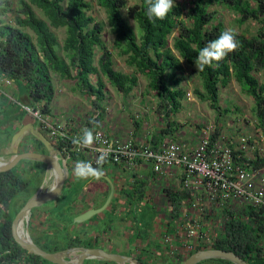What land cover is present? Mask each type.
Masks as SVG:
<instances>
[{"label":"trees","instance_id":"1","mask_svg":"<svg viewBox=\"0 0 264 264\" xmlns=\"http://www.w3.org/2000/svg\"><path fill=\"white\" fill-rule=\"evenodd\" d=\"M96 2L107 14V24L115 35L114 47L132 71L115 67L114 51L103 38L105 24L90 13V0H19L16 6L11 0H0V75L18 83V96L22 101L32 104L43 101L44 111L52 112L56 95L54 75L72 79L75 88L87 95L94 107L102 109L99 116L88 120L90 127L97 128L102 126L104 108L101 103L107 94V83L127 96L138 85L139 74H143L148 79V91L159 97L158 110L165 121V126L153 135L152 141L157 144L177 129L172 118L181 109L186 94L180 86L185 77L183 62L189 66L199 65V51L221 33L229 31L237 47L218 61L213 60L203 68L198 66L202 89L196 87L195 93L209 101L218 115H222L220 89L228 86L234 78L254 99L257 125L264 136V0H189L187 5L178 0L163 19L147 17L145 9L150 0L132 5L128 0ZM214 4L237 13L240 24L248 19L258 22L257 33L247 35L227 29L217 19L218 11L212 9ZM9 12L12 18L5 20L3 17ZM130 19L136 22L137 29ZM56 29H64L62 42ZM174 32L178 33L171 45L170 37ZM260 72H263L262 77ZM3 97L0 92V155H4L12 135L23 123L34 122L33 119L24 120L21 108L12 102L7 103ZM137 123L140 126L139 121ZM215 127L212 142L222 135L221 125ZM25 150L46 152V147L29 133L20 143V151ZM234 155L236 160H248L243 150L234 151ZM250 161L255 166H264V156L259 152ZM46 173L45 162L30 159H23L15 167L0 171V264H57L29 252L16 241L12 228L16 214L43 184ZM88 179L90 176H75L68 182L69 186L65 185L60 196L32 209L31 220L39 211L40 223L48 225L40 234L31 235L43 249L53 252L72 246H99L89 237L88 221L79 223L74 220L79 213L102 205L109 194L108 188L99 203L88 202V198L82 196ZM144 190V181L125 190L127 209L117 212L111 204L102 224L109 227L133 219L135 237L148 238L154 228L155 208L149 204L142 205V208L138 206V211L132 208V204H141ZM168 191L176 205V200L181 198L179 193ZM19 195L22 202L13 207ZM81 199L83 204L78 206L76 201ZM33 222L30 221L29 225L34 226ZM211 247L233 251L249 264H264V207L248 206L239 216L229 219ZM197 250L200 248L191 254ZM92 261L87 259L84 264ZM94 262L118 264L115 261ZM198 264L235 263L211 258Z\"/></svg>","mask_w":264,"mask_h":264},{"label":"built area","instance_id":"2","mask_svg":"<svg viewBox=\"0 0 264 264\" xmlns=\"http://www.w3.org/2000/svg\"><path fill=\"white\" fill-rule=\"evenodd\" d=\"M12 84V79L0 75V92L4 100L19 106L24 114L37 122V127L65 157L70 171L68 181L75 178L74 166L78 161L99 168V173L112 166L122 173H132L122 180V186L111 203L117 212L127 209L125 190L131 189L138 181L145 182L141 204H132V208L138 211V206L142 208L145 204L155 208L154 227L159 231L143 243L151 241L152 244L153 239L157 240L164 254L172 260L183 264L197 248H212L229 219L239 216L248 206L264 207V166H255L250 161L255 156L246 161L236 160V150L224 145L221 137L212 142L215 128L211 131V126L196 144L171 136L163 137L155 144L152 138L159 131L153 132L149 139L137 140L133 131L120 136L103 127H90L89 118L93 119L102 112L98 107H94L89 116L82 115L81 119L73 113L67 118H58L54 113L44 111L43 101L32 104L8 93L6 87ZM85 129L91 133L87 144L80 139ZM239 147L248 150L247 137L240 138ZM102 153L107 154L106 159L97 165ZM259 153L264 156V147ZM143 167H149L152 174L137 175L136 171ZM169 189L181 197L176 200L177 206L170 198ZM91 197L88 196V202ZM127 221L133 224V219Z\"/></svg>","mask_w":264,"mask_h":264},{"label":"rangeland","instance_id":"3","mask_svg":"<svg viewBox=\"0 0 264 264\" xmlns=\"http://www.w3.org/2000/svg\"><path fill=\"white\" fill-rule=\"evenodd\" d=\"M11 1L13 2V6L18 5L19 3V0ZM140 1L141 0H128V4L132 5L140 3ZM176 1L178 0H175V2ZM187 1L189 2V0ZM187 1L180 0V2H183L185 5H187ZM90 2L92 6L90 13L105 24L103 38L114 51L115 67L124 71H132V68L128 67L125 63L124 57L119 55L118 50L114 47L115 35L110 31V27L107 24V14L105 10L97 4L96 0H90ZM212 9L218 11L216 14L217 19L221 20L227 29H235L239 32H244L247 35L257 33L259 27L258 22L248 19L243 24H240L238 22L239 16L237 13L223 5L214 4ZM37 12L40 16H43L40 10L37 9ZM3 18L5 20H11L12 14L9 12ZM129 21L137 29L136 22L133 19H130ZM56 31L62 42L65 36L64 29H56ZM177 33L178 32H174L173 35H171V45L173 37ZM183 64L185 77L181 81L180 86L186 90V94L182 99L181 109L173 115L172 119L175 120L177 129L174 131L175 134L170 136L174 139L184 138L185 140L188 139L187 141L193 139L194 141H198L203 132L209 129V126H211V131H213L214 128H216L215 126L221 125V141L224 145L233 146L234 150H240V138L245 136L249 140V147L248 150L244 152L247 157H254L256 152H260L261 148L264 147V136L257 125L258 120L253 110L254 99L247 95L242 90L239 82L233 78L228 86L220 89L219 104L223 109V114L218 115L209 101L203 100L195 93L196 87L202 89L201 80L198 76V65L189 66L185 61ZM179 74L181 73L179 72ZM262 74L263 72L259 73L261 77ZM54 84L56 93H59L56 99H61L65 96L64 103H61L62 105L59 104L57 107L60 111L58 112L59 114L54 113L56 117L61 116L63 113L62 111H65L68 108L66 106L67 104H74L78 108V114L82 113V115L89 116L93 113L94 106L91 103L90 98L75 88L74 80L61 79L55 74ZM147 84L148 79L146 76L139 74L138 85L129 95L126 96L120 93L111 84L107 83V94L101 104L104 108L102 124L108 126L106 129L109 133L112 134V132H116L121 136L123 132L129 133L130 131H133L135 137L138 136L143 139H149L150 135L153 134V131H160L161 128L165 126L163 114L158 110L159 97L155 92L148 91ZM17 85L18 83L13 81L12 86L6 87V91L11 95L14 94L16 97H19L18 88L16 87ZM227 108L229 110H225ZM58 109L56 111H58ZM23 117L26 121L28 119L32 120V118L26 114H24ZM137 121H139L140 126H138ZM34 124L36 126L38 125L37 122H34ZM15 125L17 126L16 122ZM7 157L8 156H6V158ZM68 182L69 181H67L66 185L69 186ZM98 183L99 180H95L89 185H86L84 190L90 191ZM103 198V196L99 197L95 195L94 204L96 202L99 203ZM20 202H22L21 195L17 197L13 207H16ZM40 214L41 213L38 211L32 219L35 225H29V232L31 235L40 234L41 230L48 226L40 223ZM107 214H109L108 208L95 215L92 220H99L102 215L107 216ZM31 218L32 217L30 216L29 221L32 222Z\"/></svg>","mask_w":264,"mask_h":264},{"label":"water","instance_id":"4","mask_svg":"<svg viewBox=\"0 0 264 264\" xmlns=\"http://www.w3.org/2000/svg\"><path fill=\"white\" fill-rule=\"evenodd\" d=\"M29 133L43 142L46 147V152L36 150L20 151V143L24 136ZM6 156L8 157L6 158ZM23 159L45 162L47 164V173L43 184L27 199L13 220V234L17 242L29 252L40 255L57 264H84L87 259L115 261L118 264H144L133 255L109 251L98 246H72L51 252L38 245L29 232V220L32 209L60 196L67 181L70 179V171L65 164V157L61 151L54 145L51 139L34 124L33 121L23 123L12 135L9 144L4 149V155H0V171L9 170L15 167ZM50 172H54L55 180L49 188H46L45 186L48 183L47 180ZM100 176L107 177L110 182V192L107 198L102 205L89 208L79 213L74 219L75 222L80 223L88 221L95 215L105 211L111 204L115 195L114 183L107 175L100 173ZM22 224H25L23 231L20 230ZM211 258H223L230 260L235 264H249L235 252L218 248L197 250L192 253L183 264H198Z\"/></svg>","mask_w":264,"mask_h":264},{"label":"crops","instance_id":"5","mask_svg":"<svg viewBox=\"0 0 264 264\" xmlns=\"http://www.w3.org/2000/svg\"><path fill=\"white\" fill-rule=\"evenodd\" d=\"M58 94L59 93H56L54 101L52 103V112L54 111L53 113H57V114H59L58 112H60L59 109L57 108L58 105L61 103L63 104L65 101L64 100L65 96H63L61 99H59V98L56 99ZM85 105H86V103H85ZM66 106L69 109L67 108L65 111H62L63 113L61 114V116H58V118L59 117H62V118L66 117L67 118L73 113V114H76V116H78L81 119L82 113H80V114L77 113L78 108L74 104H67ZM57 109H58V111H56ZM102 127L105 129L108 128V126L106 124L105 125L102 124ZM119 133H122V132H119ZM126 133L127 132H123L124 135ZM112 134L118 135V133H116V132H112ZM136 138H137V140H143V138L141 139L138 136ZM182 139H184V138H182ZM189 142H191L192 144L197 143V141H194V139L189 140ZM151 171L152 170L149 167H143L142 169L137 170L136 174L141 175V176H148V175L152 174ZM103 174L110 177V179L114 183L115 195L113 197V201L116 198V195H117L116 193L121 188L120 186H122V185H120L122 180L125 179L126 176H132L133 175L132 173L131 174L130 173H127V174L122 173L120 170H118L114 166L110 167V170L103 172ZM95 180H99V183L96 184L90 191L84 190L82 193V196L84 198H88V196L91 195L92 196L90 199L91 202H94V200H95L94 196L95 195L99 196V197L104 196L106 191L108 190V188H109V192H110L109 179L107 177L100 176V173L97 176H90V179H88V182L86 185H89L91 182H93ZM79 201L83 204L82 199L77 200L76 204H78ZM81 203H79V204H81ZM119 212H121V211H119ZM105 217H106L105 215L104 216L102 215V217H100V220H92L93 217L90 220H88L89 237L94 242L99 244L98 247H102V248H105L106 250L113 251V252H119V253L126 254V255H133L138 259L140 257L142 260H144V261H142L144 264H182V261L172 260V258H170L169 256L167 257L166 254H164L161 243L158 242L157 240L153 239L154 241L152 242V244H151V241H148V244L143 243V242L149 240V238L151 239L154 236H156L157 232L159 231L158 228L154 227L152 232L148 235V238H146L147 240L146 239L142 240V237H135L134 225L132 224V222L127 221L128 219L125 221H122V222L113 223L109 227H107V225L102 224ZM96 227H100L101 229L99 230ZM138 244H141V245L139 246ZM88 260L92 261L93 259H88ZM92 262H90V264H97L95 262L94 263H92Z\"/></svg>","mask_w":264,"mask_h":264},{"label":"clouds","instance_id":"6","mask_svg":"<svg viewBox=\"0 0 264 264\" xmlns=\"http://www.w3.org/2000/svg\"><path fill=\"white\" fill-rule=\"evenodd\" d=\"M175 4V0H150L147 8L145 9L146 15L149 19L158 18L163 19L170 8ZM237 47V42L233 34L229 31L221 33V35L210 41L204 48L198 53V59L200 68L209 64L213 60H220L227 52ZM23 107V105H22ZM81 142L87 144L91 139V133L85 129L83 136L80 138ZM107 154L102 153L100 158L96 161L97 165L101 164L106 159ZM99 168H92L87 162L78 161L74 166V172L77 177L86 178L88 176H97L99 174Z\"/></svg>","mask_w":264,"mask_h":264},{"label":"bare ground","instance_id":"7","mask_svg":"<svg viewBox=\"0 0 264 264\" xmlns=\"http://www.w3.org/2000/svg\"><path fill=\"white\" fill-rule=\"evenodd\" d=\"M54 180H55V174L54 172H50V175L48 177V180H47V185L45 186L46 188L49 187L51 184L54 183ZM25 224H22L21 227H20V230L23 231V227H24Z\"/></svg>","mask_w":264,"mask_h":264},{"label":"flooded vegetation","instance_id":"8","mask_svg":"<svg viewBox=\"0 0 264 264\" xmlns=\"http://www.w3.org/2000/svg\"><path fill=\"white\" fill-rule=\"evenodd\" d=\"M26 135H28V134H26ZM26 135H25V136H26ZM25 136H24V137H25ZM22 140H23V139H22ZM112 201H113V199H112Z\"/></svg>","mask_w":264,"mask_h":264}]
</instances>
